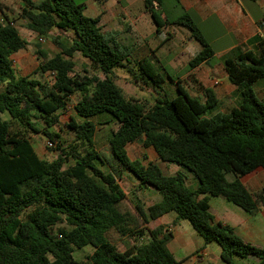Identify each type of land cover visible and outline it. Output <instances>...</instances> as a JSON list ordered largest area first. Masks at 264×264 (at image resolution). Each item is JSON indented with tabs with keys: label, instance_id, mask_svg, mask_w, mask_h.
<instances>
[{
	"label": "trees",
	"instance_id": "obj_1",
	"mask_svg": "<svg viewBox=\"0 0 264 264\" xmlns=\"http://www.w3.org/2000/svg\"><path fill=\"white\" fill-rule=\"evenodd\" d=\"M21 1L20 16L28 29L40 36L52 29L73 31L75 38L65 45L53 37L59 48L53 56L39 46V66L24 76L18 74L13 55L29 42L13 19L4 15L0 21V264H187L190 256H174L167 246L174 234L157 221L170 212L176 213L174 225L188 220L205 244L217 242L225 264H238L237 257L264 264V247L215 221L210 206L211 196L224 197L249 213L264 206V188L252 193L240 179L264 168V100L255 89L264 79V39L256 36L253 50L236 47L226 54L227 77L241 101L208 115L219 104L215 92L207 88L205 97L193 96L169 73L176 83L174 96L166 91L153 100L127 95L117 83V67L135 63L153 87H164L166 76L152 58H134L131 46L107 35L100 16L84 13V3ZM165 3L144 0L158 32L167 25H184L200 43L189 70L214 60L215 51L192 14L172 18L165 13ZM77 52L99 73L87 68L77 72ZM74 97L81 120L70 116L62 122ZM102 114L118 124L106 150L95 144V117ZM65 128L73 135L67 144L61 133ZM32 134L50 138L54 148L59 144L60 153L52 160L41 158ZM131 144L154 148L161 161L186 172L167 174L158 163L132 159ZM126 172L141 185L154 187L161 199L146 210L140 204L136 212L123 210L128 194L120 180ZM187 173L197 179L196 187L187 184ZM140 223L148 231L146 242L140 241L145 234ZM112 230L133 242L120 249L110 239ZM85 246H92L93 252L85 261L77 259L76 249Z\"/></svg>",
	"mask_w": 264,
	"mask_h": 264
},
{
	"label": "crops",
	"instance_id": "obj_2",
	"mask_svg": "<svg viewBox=\"0 0 264 264\" xmlns=\"http://www.w3.org/2000/svg\"><path fill=\"white\" fill-rule=\"evenodd\" d=\"M1 2L4 8L0 10V19L4 15H6L8 18L13 19L17 24L18 21L16 20V18L19 16L20 19V14L23 8L22 1L2 0ZM84 4V13L86 15L89 11L92 12L91 14H93L90 17L100 16L99 24L101 25L105 33L113 34L114 36H116V33L114 32L125 33L128 32V30L134 32V35L139 41V47H145V49H143V51L139 54H135L134 52L136 51L133 48V55L135 54L136 58L148 56L150 58H157L159 60L152 45L143 42L145 38L149 35L157 33L156 23L154 22L151 15L147 12L144 0H90L87 1V3L84 2ZM164 9L165 13L171 16L172 18L179 17L184 12L191 13L194 19L196 20L198 26L203 31L204 35L213 47L215 51V59L218 60L217 61L214 59L207 63H203L192 70H188L186 76L187 79H181L185 88L193 96H202L204 95L205 89L210 88L215 92L219 100V104L222 101L221 96H227L229 100L227 99L228 101L226 103L224 111L233 106H237L240 103L241 98L237 87L233 83H231L227 77V73L224 66V59L226 54L231 49L236 47L242 48L244 50H253L255 48L254 38L256 36L262 37L264 39V0H166ZM20 20L23 21L24 25L21 29L18 26L17 27L19 28L20 33L29 42V44L25 48L19 50L13 55V59L16 58L19 61L17 65L15 64V67L17 69V72H19L18 74L20 75H31L36 71L37 67L39 66L40 57L37 53L35 55V52L33 55L32 50L34 39L39 41V37H43L45 41L41 43L43 45H46L49 39L48 37L53 34L54 36H52V39L53 37H58V39L62 41L65 45H70L73 39L75 38V33L73 31L61 33L57 29H52L48 36H40L36 32L28 29L25 26V21L23 19ZM177 25L178 24L167 25V27H177ZM70 34L72 38H67L66 36H69ZM117 40L121 43L118 38ZM194 45H196L197 52L200 51L201 46L198 45L197 42H195ZM150 46L151 49L149 48ZM41 49L44 50L49 56H53L59 52V48L56 46L55 43L52 45L48 44L47 47L42 46ZM51 51L53 52V55L51 54ZM31 54L33 57L35 56L37 58L38 65L32 73L28 74L25 73V69L28 68ZM76 54L74 60L76 62L77 70L78 63L76 58L79 56H77ZM255 89L258 96L262 100H264V79L255 84ZM174 95L175 92L172 96ZM75 103H73V106L75 105ZM71 116H74L75 118L81 120V118L77 115L76 111H74ZM157 157L158 160L153 163H158L162 167V164L166 162L161 161L159 155ZM163 170L167 174H174V172H177L176 168L171 169L170 167H168V171H166V169L164 168ZM127 174L132 175V177L136 179L139 185H141L140 181L132 173L126 172L125 176ZM234 177L235 176L233 174L228 175V178L230 180L234 179ZM240 179L246 185L249 191H251L252 193H259L264 188V185H262L261 183L264 179V168L258 167L254 171L242 176ZM187 184L190 187H196L198 181L192 174H188ZM218 197L221 196L210 197L211 212L214 215L215 221H220L224 224L233 226L236 232L241 235L246 241L264 247V206L260 205L259 209L255 213H249L242 207L236 205L231 201H228L224 197L223 198L226 201H228L229 203H233L234 205L240 207L242 210L230 206L225 202H219L218 205V202L216 201ZM215 202L217 204H215ZM137 204L139 203H136L135 206ZM218 208L221 213H219ZM214 211H216L217 213H214ZM170 213L161 216L157 220L158 223L167 226L170 222L174 223V221L176 220V215H169ZM180 222L181 220L176 225L173 224L174 228H168L174 234V237L171 240L172 242H174V239L178 238L176 228L180 225ZM148 227H150V225ZM144 236L145 234L143 235V237ZM143 237H141L140 239H142ZM194 239L195 236L193 232H191L190 228H187L185 233L179 234V242L175 243L174 246H177L178 249L183 250L181 252L185 251V253H182V255H184L182 257H179L178 259L191 256L190 258L192 264H195L200 259V253L203 255V259L208 258V256L211 254L208 250V247L210 245H213V243H217L212 242L209 244H205L204 242L203 245L201 244L200 246L194 248ZM217 245L219 244L217 243ZM213 249L217 256L216 260L218 261V263L216 264H223V262L220 260V245L213 246ZM169 250L173 253L177 250V248L174 247L173 250L169 248ZM254 264H258V260L257 263Z\"/></svg>",
	"mask_w": 264,
	"mask_h": 264
},
{
	"label": "rangeland",
	"instance_id": "obj_3",
	"mask_svg": "<svg viewBox=\"0 0 264 264\" xmlns=\"http://www.w3.org/2000/svg\"><path fill=\"white\" fill-rule=\"evenodd\" d=\"M80 3H87V1L90 0H77ZM92 12H87L88 16H91ZM20 19H22L20 17ZM19 19V16L16 18L18 23L16 26H18L20 29L23 27L24 23L22 20ZM25 32V31H24ZM157 33H154L153 35H149L145 38L143 42L146 44H151L153 49H155L156 55L159 58V62H156V59L153 57L151 60L153 61L155 67L158 71L163 73L165 76L169 73L174 79H187V71L189 70V60L196 54L197 48L196 45H194L195 42L200 45V43L193 37L190 36V30L184 26V25H177V27H163L160 32L156 31ZM116 33V37L121 41L122 44L130 45L132 48L135 49V54H139L143 51L144 48L139 47V41L137 40V37L134 35V32L131 30H128V32H114ZM107 35H113L108 34ZM53 34L50 35L48 38V42L46 45H43L38 40L34 39L32 50L33 55L35 52V55L37 53L38 47H47L48 44H54V41L52 39ZM67 38H72L71 34L66 36ZM65 40V39H64ZM66 41V40H65ZM39 45V46H38ZM201 46V45H200ZM151 49V46L149 47ZM43 49V48H42ZM45 49V48H44ZM149 51V50H147ZM51 54L53 55V52L51 51ZM135 54L133 55L134 58L136 57ZM77 57V72L84 73V68H87L92 73H99L97 70L92 68L89 63V61L84 58L80 53L76 54ZM217 60V59H215ZM17 61V63H16ZM218 61V60H217ZM87 62V63H86ZM14 63L17 65L19 61L14 58ZM38 65V60L34 56H30L29 59V65L28 68L25 69V73H32L35 68ZM20 71V69H19ZM115 72L118 75L117 83L124 89V91L129 96H133L135 98H141V99H149L153 100L159 92L166 91L168 95H173L175 90V82H173L168 76H166V83L164 84V87H153L150 86L147 81H145L144 78L141 77L139 74L138 67L135 65V63H131L129 67H117L115 68ZM19 73V72H18ZM21 73V71H20ZM103 76L102 74H100ZM202 97H205V95H202ZM221 103L214 109L208 111V115H214L218 111H224L227 101L229 100L227 96H221ZM228 99V100H227ZM233 99V98H232ZM234 100V99H233ZM76 102V97L73 98V102L71 103L73 106V103ZM74 106L70 107L68 110H65L64 115L62 116V122H66L70 119V116L72 113H74ZM226 111V110H225ZM5 117V116H4ZM95 121L97 123V131L95 135V144L96 146L101 150H106L109 145L110 137L112 136V133L114 130L117 129L118 124L114 120H110V115L102 114L98 117H95ZM63 135L64 143L67 144L71 138H72V132L70 133V130L68 128H65L63 132H61ZM50 138L42 135V134H32L31 140L33 142L34 147L36 148V151L40 155L41 158L52 160L54 159L59 153L60 148L59 144L56 145V147L53 149L48 147V141ZM129 154L132 159H141L145 164L156 162L158 160V155L156 151L153 148H145L140 144H131L128 147ZM162 167L168 171V167L171 169L176 168L177 171L181 170L186 172L181 166L175 163L166 162L162 164ZM175 173V172H174ZM190 174V173H187ZM262 185H264V179L261 182ZM260 183V184H261ZM121 184L124 187V189L128 193V199L124 201L121 205V208L123 210H129L131 212H136L135 204L139 203L145 210L153 204L154 202L158 201L161 197V194L156 191V189L152 186L148 185H139V183L136 181L132 175H126L123 180H121ZM260 189V188H259ZM218 202H225L226 204L233 206L235 208H239V210H242L240 207L234 205L233 203H229L226 201L223 197H218L216 199ZM215 204H217L215 202ZM219 211V208H218ZM214 213H217L214 211ZM219 213H221L219 211ZM169 215H176V213H170ZM139 221L142 222V219L139 218ZM141 227L139 230H143L145 233V236L140 239L142 242H146L149 240V236L147 234L145 224L140 223ZM168 228H174V225L172 222L168 224ZM190 228L191 232H193L195 239L193 242V247L196 248L203 245L204 240L203 237L192 227L191 223L188 220H181L180 225L177 226L176 231L178 233V238L174 239V242H169L167 245L170 249L177 248L176 251L173 252L174 256L176 258L182 257L181 252L183 250L178 249L177 246H174L175 243L179 242V234L185 233L186 229ZM110 239L120 248L124 249L126 244H131L133 242V239L122 237L117 233L116 231L112 230L109 233ZM213 246H219L217 243H213V245H210L208 247L209 252L211 253L208 258L203 259V255L199 254V261L195 264H216L218 261L216 260L217 256L214 252ZM94 248L92 246H85L81 249H76L75 251V257L79 260H86V257L93 252ZM191 257V256H190ZM223 264L225 263L222 259H220ZM257 258L255 259H244L237 257V263L238 264H254L257 263ZM187 264H192L191 258L187 259Z\"/></svg>",
	"mask_w": 264,
	"mask_h": 264
},
{
	"label": "built area",
	"instance_id": "obj_4",
	"mask_svg": "<svg viewBox=\"0 0 264 264\" xmlns=\"http://www.w3.org/2000/svg\"><path fill=\"white\" fill-rule=\"evenodd\" d=\"M0 21L3 22L4 19L1 18ZM11 24L14 25L15 23H14V22H11ZM44 41H45V39H44L43 37H39V42H44ZM48 145H49L50 147H53V146H54L53 142H50V141H48Z\"/></svg>",
	"mask_w": 264,
	"mask_h": 264
}]
</instances>
